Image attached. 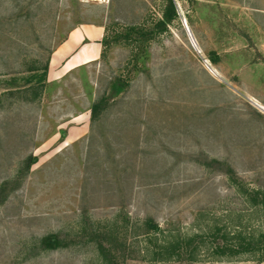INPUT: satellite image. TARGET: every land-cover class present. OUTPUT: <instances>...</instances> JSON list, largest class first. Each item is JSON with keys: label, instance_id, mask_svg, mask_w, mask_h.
<instances>
[{"label": "rangeland", "instance_id": "rangeland-1", "mask_svg": "<svg viewBox=\"0 0 264 264\" xmlns=\"http://www.w3.org/2000/svg\"><path fill=\"white\" fill-rule=\"evenodd\" d=\"M173 2L0 0V264H264V0Z\"/></svg>", "mask_w": 264, "mask_h": 264}, {"label": "trees", "instance_id": "trees-1", "mask_svg": "<svg viewBox=\"0 0 264 264\" xmlns=\"http://www.w3.org/2000/svg\"><path fill=\"white\" fill-rule=\"evenodd\" d=\"M175 13V5L173 0H167V9L165 13L162 15V22L160 23L161 26H164L168 24L171 21V14L173 15ZM106 99L103 97L101 98L97 103L93 104L90 110V116L91 120H97V118L100 116V114L105 110L106 107ZM35 162V158L28 157L24 161L25 170L28 171L32 164ZM231 173V171H229ZM4 185L1 187V192L4 190ZM0 192V193H1ZM59 240L54 235H49L40 240L41 249L47 250V249H55L58 247ZM96 251L98 252V255L105 261L106 264H110L108 262V256L110 255V247L107 246V244H103L102 242L96 243ZM242 252H246L247 250H241ZM240 253V252H239ZM222 254V253H221Z\"/></svg>", "mask_w": 264, "mask_h": 264}, {"label": "bare ground", "instance_id": "bare-ground-1", "mask_svg": "<svg viewBox=\"0 0 264 264\" xmlns=\"http://www.w3.org/2000/svg\"><path fill=\"white\" fill-rule=\"evenodd\" d=\"M82 1H87V2H105L107 0H82Z\"/></svg>", "mask_w": 264, "mask_h": 264}, {"label": "crops", "instance_id": "crops-1", "mask_svg": "<svg viewBox=\"0 0 264 264\" xmlns=\"http://www.w3.org/2000/svg\"><path fill=\"white\" fill-rule=\"evenodd\" d=\"M71 63V62H70ZM70 63H67V64H70ZM70 71V70H69ZM67 72V71H66Z\"/></svg>", "mask_w": 264, "mask_h": 264}]
</instances>
